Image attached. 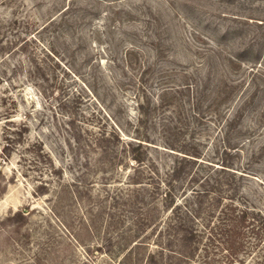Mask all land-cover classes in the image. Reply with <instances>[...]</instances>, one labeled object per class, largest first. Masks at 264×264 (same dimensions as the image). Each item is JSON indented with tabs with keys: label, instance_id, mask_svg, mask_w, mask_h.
<instances>
[{
	"label": "rangeland",
	"instance_id": "374dc122",
	"mask_svg": "<svg viewBox=\"0 0 264 264\" xmlns=\"http://www.w3.org/2000/svg\"><path fill=\"white\" fill-rule=\"evenodd\" d=\"M0 264H264V0H0Z\"/></svg>",
	"mask_w": 264,
	"mask_h": 264
}]
</instances>
